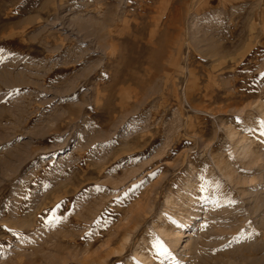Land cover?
Returning a JSON list of instances; mask_svg holds the SVG:
<instances>
[{"label": "rangeland", "instance_id": "rangeland-1", "mask_svg": "<svg viewBox=\"0 0 264 264\" xmlns=\"http://www.w3.org/2000/svg\"><path fill=\"white\" fill-rule=\"evenodd\" d=\"M262 133L264 0H0V264H264Z\"/></svg>", "mask_w": 264, "mask_h": 264}, {"label": "snow or ice", "instance_id": "snow-or-ice-1", "mask_svg": "<svg viewBox=\"0 0 264 264\" xmlns=\"http://www.w3.org/2000/svg\"><path fill=\"white\" fill-rule=\"evenodd\" d=\"M262 134H264V133H262ZM212 203H214V204H217L218 203V201L216 200V199H213L212 200ZM58 207V206H57ZM56 217H55V211H53V219H55ZM157 247H158V250H159V252H160V254L162 255V256H168L169 255V253H168V250H167V248H165L164 246H163V244H157Z\"/></svg>", "mask_w": 264, "mask_h": 264}, {"label": "bare ground", "instance_id": "bare-ground-1", "mask_svg": "<svg viewBox=\"0 0 264 264\" xmlns=\"http://www.w3.org/2000/svg\"><path fill=\"white\" fill-rule=\"evenodd\" d=\"M65 194V193H64ZM24 221V220H23ZM9 223H11V222H9Z\"/></svg>", "mask_w": 264, "mask_h": 264}]
</instances>
